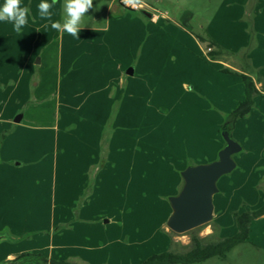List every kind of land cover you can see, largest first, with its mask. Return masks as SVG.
Masks as SVG:
<instances>
[{"label": "rangeland", "instance_id": "1", "mask_svg": "<svg viewBox=\"0 0 264 264\" xmlns=\"http://www.w3.org/2000/svg\"><path fill=\"white\" fill-rule=\"evenodd\" d=\"M137 1L148 9L125 11L133 21L118 17V0H93L79 39L41 19V0H21L29 15L20 33L0 22V231L20 239L0 243V263L46 244L53 216L63 235L53 244L73 264H141L190 249V234L166 226L168 200L186 167L213 162L224 145L222 127L243 97L240 77L224 70L264 82V0ZM117 63L134 74L111 86ZM251 111L231 131L242 149L217 182L214 217L196 228L205 244L235 233L234 211L264 201V108ZM246 154L263 158L260 169L238 161ZM14 162L20 168L7 170ZM252 223L225 259L194 264H264V219Z\"/></svg>", "mask_w": 264, "mask_h": 264}, {"label": "water", "instance_id": "2", "mask_svg": "<svg viewBox=\"0 0 264 264\" xmlns=\"http://www.w3.org/2000/svg\"><path fill=\"white\" fill-rule=\"evenodd\" d=\"M133 74L132 69L126 71ZM21 116L14 119L20 122ZM221 136L224 142L217 158L210 163L188 166L180 174L182 187L176 196L169 198L171 213L167 219V228L175 234H184L200 226L206 225L213 219V196L218 192L217 182L235 168L234 156L241 152V146L235 142L223 125ZM2 241L13 240L5 234H0ZM0 264H20L18 261H7Z\"/></svg>", "mask_w": 264, "mask_h": 264}, {"label": "trees", "instance_id": "3", "mask_svg": "<svg viewBox=\"0 0 264 264\" xmlns=\"http://www.w3.org/2000/svg\"><path fill=\"white\" fill-rule=\"evenodd\" d=\"M216 47L214 43H210L207 49L211 59H215L220 52L213 50ZM225 73H234L240 77L243 86V98L235 108L228 114L224 126L228 129L229 133L234 128L235 123L244 117H246L254 106V99L256 97L264 98V82L260 79H255L249 76L247 73H236L229 69L224 70ZM256 83H261V92L257 90ZM264 216V204L260 207L241 213H233V220L236 228V232L226 238L218 239L214 242L203 243L202 239L195 234L196 229H193L187 234H190L191 246L185 253H174L171 251H165L159 254H153L145 259L141 264H194L201 263L210 258L225 259L227 253H229L234 247L239 244L248 242L249 231L251 223ZM20 264H73L66 261L47 260L41 254L23 253L14 259Z\"/></svg>", "mask_w": 264, "mask_h": 264}, {"label": "clouds", "instance_id": "4", "mask_svg": "<svg viewBox=\"0 0 264 264\" xmlns=\"http://www.w3.org/2000/svg\"><path fill=\"white\" fill-rule=\"evenodd\" d=\"M58 3L59 0H41L37 6L39 16L47 20L53 30L66 32L74 39H79V32L86 25L85 20L89 19L85 13L93 8V0H64L62 21L53 20V9ZM28 15L29 9L22 6L21 0H5L0 5V22L11 23L16 33H20L27 25Z\"/></svg>", "mask_w": 264, "mask_h": 264}, {"label": "crops", "instance_id": "5", "mask_svg": "<svg viewBox=\"0 0 264 264\" xmlns=\"http://www.w3.org/2000/svg\"><path fill=\"white\" fill-rule=\"evenodd\" d=\"M118 6H119V8L118 9H116V14L117 15H119L118 17H124V18H128V19H131V20H135V19H137V18H134V17H130L129 15L130 14H128V13H126L125 11H127V10H124L123 8H121L120 7V5H119V3H118ZM125 12V13H124ZM130 12V11H129ZM130 13H136V12H130ZM144 16L146 17V18H149L150 20H151V18H150V15L149 14H147V13H145L144 14ZM139 20V19H138ZM157 21V19L155 20V19H153V20H151V22L153 23V22H156ZM183 26V25H182ZM183 29H184V27H183ZM252 62V61H251ZM115 65V66H114ZM114 65H112L111 66V72H110V76L111 77H113V78H111V80L109 81V85H113L115 82H117L118 81V83H120L121 81H123V76L124 75H127V76H131V75H128L127 73H126V71H125V73H123L124 72V70H125V66H123V65H121L120 63H117V64H114ZM248 66V65H247ZM252 66L254 67V65L252 64ZM103 70H104V68H103ZM229 70H231L232 72H236V73H242L243 72V70L242 69H237V68H230ZM245 73V72H244ZM107 74V73H106ZM133 74H134V70H133ZM132 74V75H133ZM113 75H115V76H113ZM254 81H255V79H253ZM107 83H106V87H107ZM111 85V86H112ZM256 88H257V90H261V83H256ZM109 90V89H108ZM115 92V89L114 90H111L110 91V97L108 98V99H110V100H112L113 99V93ZM261 92V91H260ZM262 94H264L263 92H261ZM68 98H70V97H68ZM243 98V97H242ZM254 107H259L260 109L262 108H264V99L263 98H260V97H256L255 99H254ZM253 112L251 111L250 113H249V116L250 117H253ZM245 158H247L248 160H245ZM256 158V159H255ZM259 158H261L260 156H258L257 157V155H256V157H254V158H252V159H250V156H249V154H246L245 155V157L243 158V157H241L240 158V160H238L239 162H243V163H245V161L247 162V163H249V164H251V166L253 167V171L254 170H258V169H260V167H261V161H262V159L261 160H259ZM250 159V160H249ZM249 161V162H248ZM252 163L254 164V165H252ZM20 166H21V162H14V163H12L11 164V166H9V167H11V169L10 168H7V170L9 169V170H16V169H19L20 168ZM244 168H247L248 166H243ZM5 168V167H4ZM4 168H2V170H1V174H4L5 172L4 171H6V169H4ZM248 169V168H247ZM249 170V169H248ZM258 172V171H257ZM261 172V171H260ZM264 171H262V173H263ZM0 174V175H1ZM243 175L244 174H238V176H236L237 178H236V180L238 181V179H240V177H243ZM10 185H12V180L10 179ZM180 187H182V185L180 186ZM241 187H242V185H241ZM262 204H264V201H263V203ZM259 206V205H258ZM261 206V205H260ZM256 208V207H255ZM254 210V209H253ZM233 211H234V209H233ZM249 211H251V210H249ZM234 212H237V211H234ZM233 212V213H234ZM239 213H241L240 211H238ZM232 213V214H233ZM63 216L64 215H61V214H58V216H57V219H58V222H62L61 220H63ZM213 217H214V213H213ZM260 219H264V216L263 217H260V218H258V219H256L255 220V222H258V221H260ZM214 221L216 222L217 221V219H215L214 218ZM49 224V226H48V228H47V231H48V238H47V243L46 244H44V243H38L39 244V247L38 248H35V249H33L31 252H29V253H34V254H41L43 257H45V258H47V260H50V259H52V260H55V261H63L62 260V257H60V253L66 248L64 245H54L53 244V241L55 240V239H61V238H63V235L61 234V232H55V216H53L52 218H50L49 219V222L47 223V225ZM252 225H253V223L251 224V226H250V231H249V236L252 234ZM51 227L53 228L52 230H51ZM235 232H236V230H234ZM9 233V232H8ZM7 232H3V231H0V234H5L6 236H8L9 238H11L13 241V243H15V242H17V240L19 239V238H16V237H13V235L11 236V235H9ZM20 240V239H19ZM3 242H9V241H2L1 243H3ZM12 242H9V243H12ZM24 253H26V252H24ZM6 259H9L8 261H12V260H14L15 259V256H13V255H7L6 256ZM5 262H7V261H5ZM4 263V262H3Z\"/></svg>", "mask_w": 264, "mask_h": 264}, {"label": "built area", "instance_id": "6", "mask_svg": "<svg viewBox=\"0 0 264 264\" xmlns=\"http://www.w3.org/2000/svg\"><path fill=\"white\" fill-rule=\"evenodd\" d=\"M118 3L121 8L131 12H140L148 9L147 6L142 5V3L138 2L137 0H118ZM209 51L210 49H207V52Z\"/></svg>", "mask_w": 264, "mask_h": 264}]
</instances>
